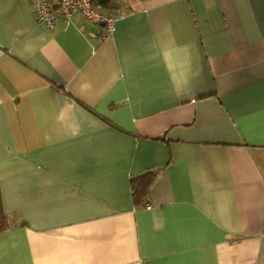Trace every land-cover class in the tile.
Masks as SVG:
<instances>
[{
  "label": "crops",
  "instance_id": "0c3cea01",
  "mask_svg": "<svg viewBox=\"0 0 264 264\" xmlns=\"http://www.w3.org/2000/svg\"><path fill=\"white\" fill-rule=\"evenodd\" d=\"M101 1L0 0V264H264V0Z\"/></svg>",
  "mask_w": 264,
  "mask_h": 264
},
{
  "label": "built area",
  "instance_id": "2783aa9c",
  "mask_svg": "<svg viewBox=\"0 0 264 264\" xmlns=\"http://www.w3.org/2000/svg\"><path fill=\"white\" fill-rule=\"evenodd\" d=\"M35 12L36 20L53 29L55 19L60 16L69 22L75 15L94 27L93 35L105 38L115 30L117 15L105 11L101 0H28ZM91 34V33H90Z\"/></svg>",
  "mask_w": 264,
  "mask_h": 264
},
{
  "label": "trees",
  "instance_id": "16d2710c",
  "mask_svg": "<svg viewBox=\"0 0 264 264\" xmlns=\"http://www.w3.org/2000/svg\"><path fill=\"white\" fill-rule=\"evenodd\" d=\"M104 3V2H103ZM154 177V172L149 171L140 176L132 178L131 186H132V195L133 201H141L145 199L147 196V188L151 183ZM13 222V216L4 212L0 203V230L9 227V225Z\"/></svg>",
  "mask_w": 264,
  "mask_h": 264
}]
</instances>
